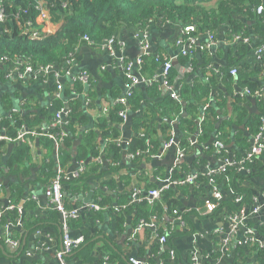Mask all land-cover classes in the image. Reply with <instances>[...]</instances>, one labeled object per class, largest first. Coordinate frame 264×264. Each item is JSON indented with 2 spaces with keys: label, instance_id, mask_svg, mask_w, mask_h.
I'll use <instances>...</instances> for the list:
<instances>
[{
  "label": "crops",
  "instance_id": "obj_1",
  "mask_svg": "<svg viewBox=\"0 0 264 264\" xmlns=\"http://www.w3.org/2000/svg\"><path fill=\"white\" fill-rule=\"evenodd\" d=\"M260 21H245L248 51L244 53L239 52L240 42L227 38L231 33L222 28L213 44H209L207 34H198L195 49L183 56L179 53L180 48L174 44L180 35V26L172 22H150L145 30L121 27L114 36L117 48L115 56L102 45L86 41L77 46L68 63L55 67L51 73H29L18 77L9 74L0 64L1 136H6L2 122L12 119L14 115L30 119L32 124H46L55 113L62 111L64 129L68 123L74 128V131L67 130L65 143L59 139L54 141L37 136L23 140L2 139L0 217L12 211L16 223L12 222L13 230L9 234L18 240V244L11 246L5 242V233L0 226V245L3 247V252L0 248V264H60L57 253L62 249L61 215L50 219V212L57 210L45 196L44 188L46 182L56 175L72 177L77 172H83V175L77 182L76 193L68 196V199L63 198L66 206L81 211L84 206L103 199L110 208L106 205L90 209V213H97L99 217L90 222L82 218L81 228L71 232L72 236H77L87 229L96 241L86 250L87 243L78 252L67 254V264H132L131 260L135 258L150 262H163L171 258L174 264H193V253L199 264H235L230 254L220 256L218 242L229 232L236 217L240 218L241 225L254 228L258 238L264 241V235L258 232L259 228L264 227V177L258 174V170L264 171V157L260 159V167L254 169L255 174L244 183L251 192L252 201L244 204L240 210L230 206L232 194L223 191L219 184V199L213 196L207 185L198 196L178 192L179 209L186 214L189 222L185 223L186 228L176 231L180 234L170 237L163 249L157 239L150 237L153 228H137L133 213L126 217L122 229H114L110 223V211L124 213L130 205L132 186L154 188L160 187L166 178H182L187 173L204 174L210 168L222 165L224 157L243 155L255 137L264 138V98L246 94L248 86L245 84L251 82L260 87L264 85V78L250 77L238 81L237 73H230L232 67H237L232 66L233 62L252 65L255 50L264 40V19ZM54 27L48 22L44 29L48 33ZM143 40H146V56L150 61L154 54L171 60L169 85L178 98L171 96L172 92L163 86L162 78H158L155 89L149 81L141 80L134 87V92L137 91V97H140L139 105L135 110H129L126 119L117 124L115 136H106L96 129L95 123L103 117L104 108L111 110L128 92L122 67L117 65L115 59L123 56L133 62L132 72L146 77V80L155 74L147 62L146 73L144 67L139 72L135 63L142 55ZM224 72L232 78L231 81L221 80ZM81 75L85 79H81ZM211 79L214 84H210ZM198 86H208L207 94L197 100L191 95L187 97V92ZM168 94L180 103V112L184 116H190L186 106L196 104L195 133L182 137L178 114L167 115L157 106ZM238 99H241L238 103L246 110L248 117L261 121L255 133L249 130L246 122H236L233 108ZM218 102H223V105H218ZM208 106L215 110L216 119L214 129L206 135V132H202L201 121ZM147 109L156 113L152 121L154 133H151V137L159 143L156 151H151L152 147H149L151 142L145 134L146 130L136 126ZM222 125H225L228 135L224 144L216 134ZM89 131L95 133L93 143L96 155H92L90 148L84 146V137ZM137 138L144 139L149 148L129 151L130 142ZM170 141L171 144L166 146ZM22 143L26 145L27 153L16 161L12 157ZM109 143L115 144L118 149L120 157L116 162L105 152ZM182 143L185 146H181ZM181 147L184 151L180 157L178 149ZM112 167H116V170L112 171ZM122 174L130 178L128 183L122 181ZM90 191L93 200L85 203L84 198ZM62 192L64 194L63 189ZM254 205L258 206L255 212ZM243 229L239 226L238 237L243 236Z\"/></svg>",
  "mask_w": 264,
  "mask_h": 264
},
{
  "label": "trees",
  "instance_id": "obj_2",
  "mask_svg": "<svg viewBox=\"0 0 264 264\" xmlns=\"http://www.w3.org/2000/svg\"><path fill=\"white\" fill-rule=\"evenodd\" d=\"M4 18L0 21V60L1 64L5 66L7 70L23 69L29 66L32 69L61 67L68 63L72 58L77 46L82 42H89L94 45H103L109 39L115 40V34L121 27H126L133 30H145L146 26L150 22L155 23H176L180 28H184L187 25L194 27V30L190 32L192 36L198 34H210L213 38H216V34L222 29L226 28L228 32L227 38H234L232 34L240 37L238 49L240 53H244L247 50V45L243 41L247 37V27L245 21L261 22L264 19V0H3ZM262 5L263 10L261 13H257V7ZM46 13V19L37 23V19L41 13ZM30 21V27H26L27 22ZM51 23L53 26L52 31L48 33H41V28L46 23ZM32 30H37L39 36L32 37L30 33ZM230 38V39H231ZM141 69L144 67L146 73V62L150 70L153 69V74L150 76L149 84L153 89L157 88V78H155L167 59L159 55L152 57L150 61L146 54H142ZM161 66V67H160ZM232 66H237V78L241 79L264 78V53L259 60H255L252 65H238L233 62ZM172 68V66H171ZM171 71V69H170ZM225 74V72H224ZM172 73L169 72L167 83L171 84ZM145 77V76H144ZM146 78V77H145ZM217 82V79H214ZM222 81H231L232 78L225 74ZM264 80V79H262ZM210 84L213 83V79L210 80ZM246 86L250 91L257 89L264 90V85L256 87L251 82H246ZM135 87V86H134ZM208 86L194 87L187 92L188 96H194L197 100L203 94H207L206 89ZM132 95L127 98V103L121 102L115 103L111 110L109 109L107 116L102 115L95 123L96 129L100 130L102 134L106 136H115L117 134V124L122 121L121 111L128 112L129 110H135L139 105L140 97H137V91L132 89ZM180 96L185 99L183 93ZM241 99L235 102L233 108L236 122H246L249 130L256 132L261 125V121L258 118L248 117L246 110L240 105ZM218 105L222 106L223 102H218ZM162 108L163 111L178 114L180 117L179 127L185 137L191 133H195L196 124L194 122V114L196 113V104L189 103L186 106V110L190 116H184L180 112V103L175 101L169 94L157 105ZM155 111L147 109L144 111V116L136 126L139 129L146 130V136L150 138L151 151H156L158 147V141L151 137V133H154L153 119L155 118ZM216 112L210 106L204 112L202 124V132L212 131L214 129V120ZM52 120L46 124H32L30 119H22L21 117L14 115L12 119H6L2 122L6 130V136L10 139H16L18 131L25 127L28 130H36L40 135L38 138H49L43 134V131L47 130ZM24 124V125H23ZM68 123L66 129H64L63 123L57 128H49L48 131L56 134V139L67 142V130L74 131L73 126ZM36 125V126H35ZM62 132V134H61ZM216 134L224 144L228 140V135L225 133V125L220 126L217 129ZM10 136V137H9ZM32 135H25L22 139H31ZM95 133L89 131L84 137V146L90 148L92 155L95 154V145L93 139ZM4 140V139H3ZM15 140V141H18ZM4 142L0 140V149L3 147ZM16 152L13 155V159L18 161V158L24 157L27 153V147L25 144H20ZM181 146H185L182 143ZM145 145V141L142 138L133 139L130 142L129 151H135L136 149L145 150L149 148ZM183 148V147H182ZM105 152L110 155L112 160L116 162L119 159L118 149L113 143H109L106 146ZM147 152V150H146ZM241 156H234L235 161L243 159ZM264 157V151L259 157L253 160H244L243 165L245 170H240L236 164L226 166L222 173L214 176L215 182L220 185L223 191H233L232 198L230 200V206L232 208L243 207L247 202L252 201L251 192L244 184L250 177L255 174L256 168L260 167V159ZM248 169V171H247ZM255 169V170H254ZM112 171L116 170V167L111 168ZM83 173V172H82ZM82 173L77 178L64 180L62 189L64 190L63 197L68 199V196L73 195L77 191V182L81 179ZM82 174V175H81ZM258 174L264 177V171L258 170ZM122 181L129 182L130 178L126 174H122ZM53 179V178H52ZM51 179V180H52ZM208 176L206 174L198 175V185L179 184L177 186H169L164 189L160 198L151 204L147 202H139L130 204L126 207L124 213L111 212L110 223L112 228L122 229L125 219L128 215L133 213V220L136 224L140 221L148 223L152 220L155 221L158 226L156 232L163 234L166 230H169L167 240L169 242L170 237L180 234L176 232V229L180 223H175L174 220L167 221L168 218H177L187 224L188 219L184 212L179 209V201L177 193L190 192L191 194L198 196L205 185H207ZM50 181V180H49ZM48 181V182H49ZM46 182L45 185L48 184ZM153 186L146 189H151ZM235 197H240L241 202H235ZM98 204L101 207L110 205L107 201L100 199ZM66 205V204H65ZM220 206L223 204H219ZM67 208H70L66 206ZM60 213L57 211L50 212V219H56ZM99 215L90 213V210H84L77 217L69 220V227L71 231L74 229H80L83 224V219L87 222L98 218ZM8 222H16V217L13 216L12 211L3 213L0 217V226L3 227ZM10 232L13 230V225L10 228ZM258 232L264 235V227L258 229ZM183 233V232H181ZM81 235L84 237V241L71 253L78 252V250L87 243V247H92L96 240H93V236L90 231L83 229ZM255 235V234H254ZM256 236V235H255ZM223 254H230L233 256L235 264H244L253 262L254 264H264V244L259 242H241L231 245L223 251ZM1 256V250H0ZM250 259V260H249ZM166 264H172L166 262Z\"/></svg>",
  "mask_w": 264,
  "mask_h": 264
},
{
  "label": "built area",
  "instance_id": "obj_3",
  "mask_svg": "<svg viewBox=\"0 0 264 264\" xmlns=\"http://www.w3.org/2000/svg\"><path fill=\"white\" fill-rule=\"evenodd\" d=\"M2 2H3V0H0V21H2L4 18V11H3L4 9H3ZM262 10H263L262 5L257 7L258 12H261ZM45 19H46V13L44 11H41V13L37 19V23H41ZM27 25L28 26H26V27H30L31 22L28 21ZM41 30H42L41 33H46V30L44 29V27L41 28ZM193 30H194V27L191 25H187L184 28H180V35L174 41V44L178 48H180L179 53L183 56H185L188 53H190L191 51H193L196 47L197 37L192 36L190 34V32ZM39 35L40 34L37 30H32L30 33V36H32V37H36ZM207 38H208L209 44L215 43V41H214L215 38H213L212 35L207 34ZM233 40L238 41V40H240V37L234 35ZM243 41L247 42L248 38L245 37ZM102 46L105 47L112 56L116 55L117 48L115 46V41L113 39H109ZM141 48H142V54H146V50L148 48L146 40L142 41ZM263 53H264V40L259 45V47L255 50V54H254L255 57L253 59V62L255 60H259L262 57ZM141 56H139L135 62L138 65V71L141 68V66H140L142 63V57ZM1 61L2 60H0V64L2 63ZM115 61H116L117 65L122 67L123 74L126 78V85H127L128 92L119 101L122 104H126L127 98L130 97L133 93L132 89L134 88V86L138 82H140L141 80L148 82V81H150V79L146 80L145 78H143L141 76L139 77L138 75H135L132 72L134 63L129 61L125 57L119 56L115 59ZM171 66H172L171 60L170 59L166 60L164 62V65L162 66L161 72L155 78H157V79L162 78L163 79V86L166 87V89L170 90V92H172V95H171L172 97L178 98V95L176 94V92L167 83V78H168ZM52 71H53L52 68L32 69L29 66H26L23 69L16 68L15 70H8L7 72L9 74H15L18 77H23L29 73H31V74H45V73H51ZM8 73H7V75H8ZM218 73H220V72H218ZM230 73H232V75H235L237 73L236 67H232L230 69ZM80 78L85 79V76L81 75ZM58 88H60L59 85H58ZM261 89L250 91V89L247 87L246 94L255 95L258 98H264V90L262 91ZM107 112H108V109L104 108L102 111V114L105 115V114H107ZM120 115L122 116V119L125 120L127 112L125 110L121 111ZM61 117H62V111L55 113L52 116V120L49 124L48 129L43 131L44 135H47L48 137H50L54 141L56 139V134L53 132H50L48 130H49V128L59 127L62 123ZM40 134L41 133H39L36 130H28L27 128L22 127L17 133V138L22 139L25 135L37 136ZM61 134H62V132H61ZM0 139H7L8 140L9 138L5 135H2V136L0 135ZM171 142L172 141L166 143V146L170 145ZM220 146L222 147L221 144H220ZM183 151H184V148H182V147L178 149L180 157L182 156ZM263 151H264V138L255 137V139L252 142V144L250 145V147L244 151V154L242 156L243 159H241L240 161H235L234 157H232V158L224 157V158H222V161H221L222 165H220L218 167L210 168L206 173H204L208 176L207 186L210 188V191L213 194V196L215 198H218V199L221 198L220 189L218 187V184L215 182L216 181L214 178L215 175L222 173L225 170L226 166L231 165V164H236L240 170H245V167L243 165L244 160H253L256 157H259V155H261L263 153ZM247 171H248V169H247ZM245 172H246V170H245ZM79 174H80V172H77V173L73 174L72 177H67L64 175H56L52 180H50L48 182L47 185H45V188H44L45 189V191H44L45 196L49 199L51 204L54 205V208L61 215L62 249L60 252L57 253V258H58L60 264H67L66 260H65V256L67 254L71 253L73 249H76L84 241V237L82 235L72 236V233H71L72 231L69 227V220L77 217L79 214H81V211L78 208H74V207L67 208L65 205V201L63 199L64 197H63V192H62V184H63L64 180L77 178L79 176ZM198 175H199L198 173H187L182 178H166L163 180V184L160 187H154L151 189H145L139 185H134V186H132V188L130 190L129 204H134V203H139V202H147L148 204H151L154 201L158 200L160 198L161 192L164 189L168 188L169 186H177L179 184H187L190 186L191 185L197 186L198 185V182H197L198 181ZM0 187H1V184H0ZM229 192L231 194L233 193V191L231 189H229ZM234 200L237 203L241 202L240 197H235ZM253 201H254V198H253ZM263 204H264V201H263ZM100 207L101 206L98 204L97 201H96V203H90V204L86 205V208H88V210L99 209ZM257 210H258V206L254 205L253 211L255 212ZM240 212H242V211H240ZM171 219L174 220L175 223H180L179 228H177L176 231L186 228L185 222L180 220L179 217L171 218ZM234 220H235V222L231 226L229 232L219 239L218 246H219V249L221 250L220 256L223 255V251L228 248L230 243H231V245H233L235 243L250 241L252 243L253 242H255V243L259 242L261 245L264 244V241H262L258 238V235H257L256 230L254 228H252L249 225H241L239 217H236ZM11 225H12V222H8L3 226V230L5 233V242H8V244H11V246H17L18 240H14L10 236L11 234H9V233H11L9 230ZM157 226H158V224L153 220L151 222H148V223L140 221L137 224L138 229H140L142 227L153 228V232H152L150 237L153 239H157V241H159L161 243V245H160L161 249H163V245L165 244V242L167 240V235L169 233V230H166L163 234H159L158 232H156ZM239 226L244 228L243 229L244 234L241 237L237 236V230H238ZM191 258H192L193 264H199L197 261V257H196L195 253H193L191 255ZM168 260H173V259L168 258V259L164 260L163 262H150V261H142V260L135 258V259L131 260V263L132 264H166V262H168ZM244 264H254V263L248 262V263H244Z\"/></svg>",
  "mask_w": 264,
  "mask_h": 264
},
{
  "label": "water",
  "instance_id": "obj_4",
  "mask_svg": "<svg viewBox=\"0 0 264 264\" xmlns=\"http://www.w3.org/2000/svg\"><path fill=\"white\" fill-rule=\"evenodd\" d=\"M67 106V105H66ZM89 160V157L86 159V161H85V163L87 162ZM92 192L90 191L89 192V194L87 195V197H85L84 198V202L85 203H87V202H90V201H92L93 199H92ZM85 206L81 209V211L83 210H85ZM166 220L167 221H172V219L171 218H168V217H166ZM0 248L2 249V252H3V247L0 245ZM164 248H167V246H164ZM168 262H170V263H172V264H174V260H168Z\"/></svg>",
  "mask_w": 264,
  "mask_h": 264
},
{
  "label": "rangeland",
  "instance_id": "obj_5",
  "mask_svg": "<svg viewBox=\"0 0 264 264\" xmlns=\"http://www.w3.org/2000/svg\"><path fill=\"white\" fill-rule=\"evenodd\" d=\"M49 27H50V25H49Z\"/></svg>",
  "mask_w": 264,
  "mask_h": 264
}]
</instances>
